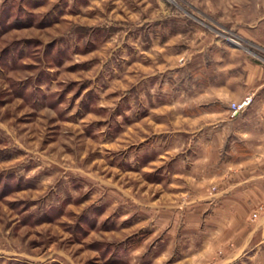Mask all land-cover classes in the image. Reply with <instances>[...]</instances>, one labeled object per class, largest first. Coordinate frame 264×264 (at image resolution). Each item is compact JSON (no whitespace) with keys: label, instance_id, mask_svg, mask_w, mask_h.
<instances>
[{"label":"rangeland","instance_id":"374dc122","mask_svg":"<svg viewBox=\"0 0 264 264\" xmlns=\"http://www.w3.org/2000/svg\"><path fill=\"white\" fill-rule=\"evenodd\" d=\"M258 40L264 0H0V264H264L208 146Z\"/></svg>","mask_w":264,"mask_h":264},{"label":"crops","instance_id":"0c3cea01","mask_svg":"<svg viewBox=\"0 0 264 264\" xmlns=\"http://www.w3.org/2000/svg\"><path fill=\"white\" fill-rule=\"evenodd\" d=\"M257 42L264 50L262 41ZM241 55L240 52L237 56ZM236 70L235 76L227 80V90L221 93L220 102L226 109L214 120L210 119L215 122L216 136L214 143L210 141L208 146L216 153L223 149L227 160L225 169L231 171L223 182L231 188L225 189L226 197L236 195L232 190L237 186L260 188V184L264 185L261 172L264 171V64H260V69L257 68L252 76L243 72L242 66ZM246 95L252 96L251 104L242 113L231 116L229 103ZM226 216L232 217L231 210Z\"/></svg>","mask_w":264,"mask_h":264},{"label":"built area","instance_id":"2783aa9c","mask_svg":"<svg viewBox=\"0 0 264 264\" xmlns=\"http://www.w3.org/2000/svg\"><path fill=\"white\" fill-rule=\"evenodd\" d=\"M252 102V96L247 95L238 101H232L229 105L230 115L236 116L245 111Z\"/></svg>","mask_w":264,"mask_h":264}]
</instances>
